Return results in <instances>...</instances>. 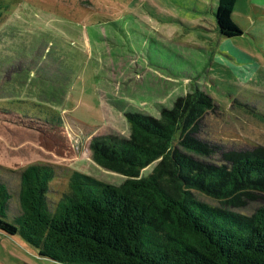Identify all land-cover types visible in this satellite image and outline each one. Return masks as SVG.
<instances>
[{
    "label": "rangeland",
    "instance_id": "obj_1",
    "mask_svg": "<svg viewBox=\"0 0 264 264\" xmlns=\"http://www.w3.org/2000/svg\"><path fill=\"white\" fill-rule=\"evenodd\" d=\"M215 1L0 0V41L14 37L18 47L25 39L46 43L44 50L36 45L37 52L11 60L0 56V185L10 194L9 217L18 213L17 173L32 163L56 170L48 181L53 201L72 170L118 185L123 176L92 159L90 138L107 132L127 136L121 110L157 116L158 104L169 107L195 86L215 104L197 123L199 138L224 149L264 146V0H235L231 19L241 34L226 39L211 29ZM170 48L192 64L180 66L178 52ZM213 49L228 58L209 53ZM202 59L207 63L196 74ZM34 65L48 73L45 78L30 72ZM27 101L41 105L31 114L45 117L52 111L60 123L23 116L19 106ZM2 107L16 112L4 113ZM0 264L63 263L39 256L18 235L0 232Z\"/></svg>",
    "mask_w": 264,
    "mask_h": 264
},
{
    "label": "trees",
    "instance_id": "obj_2",
    "mask_svg": "<svg viewBox=\"0 0 264 264\" xmlns=\"http://www.w3.org/2000/svg\"><path fill=\"white\" fill-rule=\"evenodd\" d=\"M234 3L216 0L210 11L213 30L224 39L241 34L231 19ZM0 44V56L7 60L46 47L43 41L27 44V39L18 47L14 37ZM177 55L180 66L192 64ZM34 71L42 78L48 74L35 65ZM27 102L19 106L23 116L60 123L52 111L45 117L31 114L41 105ZM214 105L195 86L169 107L158 104L157 116L143 109L121 110L127 136L107 132L89 141L92 159L123 176L118 185L72 170L66 189L53 201L48 181L56 170L29 164L17 173V214L8 216L10 194L0 185V232L18 235L39 256L63 264H264V146L224 149L199 138L197 123ZM216 153L217 160L212 158ZM155 160L148 173L139 175Z\"/></svg>",
    "mask_w": 264,
    "mask_h": 264
},
{
    "label": "crops",
    "instance_id": "obj_3",
    "mask_svg": "<svg viewBox=\"0 0 264 264\" xmlns=\"http://www.w3.org/2000/svg\"><path fill=\"white\" fill-rule=\"evenodd\" d=\"M215 4V3H214ZM212 11V10H211ZM211 14V13H210ZM211 19V18H210ZM211 29L213 30V26L211 25ZM170 49H172V48H170ZM172 50H174V49H172ZM175 52H178V51H176V50H174ZM210 51H212V50H210ZM178 54L182 57V53L181 52H178ZM213 54H216L215 52H213ZM188 56H190V58L192 59V61H194V62H196L197 61V57H194V58H192V55H188ZM184 58H186V59H188V57L187 56H183ZM233 58H236V56H234ZM205 60L206 59H202V60H199L198 62H199V64L200 65H203V63H204V65H205Z\"/></svg>",
    "mask_w": 264,
    "mask_h": 264
}]
</instances>
